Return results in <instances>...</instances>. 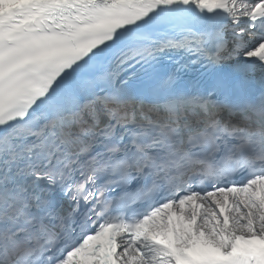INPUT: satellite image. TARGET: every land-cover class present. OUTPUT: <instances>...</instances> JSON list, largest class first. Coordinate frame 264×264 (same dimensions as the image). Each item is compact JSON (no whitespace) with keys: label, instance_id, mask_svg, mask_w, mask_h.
<instances>
[{"label":"snow or ice","instance_id":"obj_1","mask_svg":"<svg viewBox=\"0 0 264 264\" xmlns=\"http://www.w3.org/2000/svg\"><path fill=\"white\" fill-rule=\"evenodd\" d=\"M0 264H264V0H0Z\"/></svg>","mask_w":264,"mask_h":264}]
</instances>
